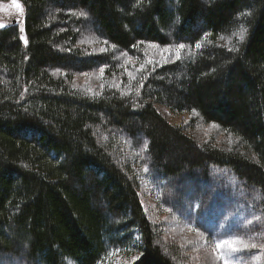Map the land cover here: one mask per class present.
<instances>
[{"label": "trees", "instance_id": "trees-1", "mask_svg": "<svg viewBox=\"0 0 264 264\" xmlns=\"http://www.w3.org/2000/svg\"><path fill=\"white\" fill-rule=\"evenodd\" d=\"M19 2L0 29V257L179 264L144 210L140 166L159 186L226 170L264 217V0Z\"/></svg>", "mask_w": 264, "mask_h": 264}, {"label": "rangeland", "instance_id": "rangeland-1", "mask_svg": "<svg viewBox=\"0 0 264 264\" xmlns=\"http://www.w3.org/2000/svg\"><path fill=\"white\" fill-rule=\"evenodd\" d=\"M20 18L21 14H17L11 4H0V22L6 24ZM198 22L199 17L194 27ZM170 121L176 123L178 119ZM198 132L207 139H223L216 127H204ZM194 175H184L159 186L154 172L137 167L144 210L161 231L163 242L180 256L179 264H225V255L230 264H263L264 217L260 213L261 198L257 191L223 169L211 170L205 180H200L201 175ZM230 236L255 243L257 247L235 253L216 249L218 240ZM240 247L243 248V244ZM7 261L6 257H0V264H8ZM129 261L126 255H114L105 264H128Z\"/></svg>", "mask_w": 264, "mask_h": 264}, {"label": "snow or ice", "instance_id": "snow-or-ice-1", "mask_svg": "<svg viewBox=\"0 0 264 264\" xmlns=\"http://www.w3.org/2000/svg\"><path fill=\"white\" fill-rule=\"evenodd\" d=\"M11 7L14 8L17 12V14H22L24 9H23V5L19 2V0H11ZM78 15L80 16H86L87 14L84 12H80L78 13ZM245 15H248V13H245ZM179 21V17H177V22ZM6 25L3 22H0V29H3ZM23 27L20 28V31L23 32ZM207 33L205 34V38L207 37ZM234 35L236 37H238V41L240 43H243V41L245 40V37L247 35V28L244 27L243 25H241L239 27V30L237 32L234 33ZM21 40L24 41L25 44H27V40H25V38L23 36H21ZM185 47L184 44H179L178 47L176 48V59L179 60L180 59V53L181 50H183ZM195 47L197 49H199L201 47L200 43H197L195 45ZM229 51H238V48H229ZM101 51H104V49H101ZM165 51H168V49H165ZM101 74L103 73L104 69L101 68ZM145 148H147V145H145ZM249 223H251V221H249ZM243 244V248L240 247V245ZM257 247V245L255 243H247L245 241H243L242 239L238 238V237H229L227 239H223V240H218L216 242V249L221 250L222 252L224 250H229L233 253L235 252H239L242 251L244 249H248V248H255ZM261 247H264V245H261ZM223 259L225 261V264H230V259L229 257H227L226 255L223 256Z\"/></svg>", "mask_w": 264, "mask_h": 264}]
</instances>
